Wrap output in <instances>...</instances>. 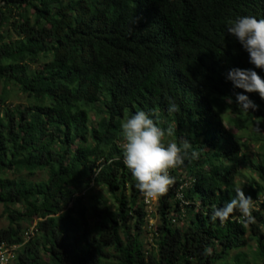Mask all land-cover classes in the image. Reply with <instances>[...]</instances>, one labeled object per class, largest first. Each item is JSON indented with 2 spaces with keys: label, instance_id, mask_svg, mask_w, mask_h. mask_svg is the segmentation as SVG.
I'll return each mask as SVG.
<instances>
[{
  "label": "trees",
  "instance_id": "trees-1",
  "mask_svg": "<svg viewBox=\"0 0 264 264\" xmlns=\"http://www.w3.org/2000/svg\"><path fill=\"white\" fill-rule=\"evenodd\" d=\"M245 15L264 18V0H0V246H18L10 264H264V153L250 156L225 123L264 127V100L245 93L258 108L243 111V90L225 79L231 68L264 79L227 34ZM14 90L24 103L10 102ZM138 111L165 143L187 139L198 153L170 170L152 231L122 156L121 123ZM238 177L254 222L235 211L211 220ZM92 183L108 196L89 193Z\"/></svg>",
  "mask_w": 264,
  "mask_h": 264
},
{
  "label": "clouds",
  "instance_id": "clouds-1",
  "mask_svg": "<svg viewBox=\"0 0 264 264\" xmlns=\"http://www.w3.org/2000/svg\"><path fill=\"white\" fill-rule=\"evenodd\" d=\"M133 18L129 22V29L133 30L136 23ZM227 34L231 35L248 54V62L254 68L264 72V18L252 15L241 16L230 21L227 25ZM234 88L242 89L236 93V103L240 109L249 112L255 111L258 105L245 93H258L264 100V79L253 68H231L225 74ZM231 103V98H227ZM169 112L179 111L174 102H169ZM171 134L172 129L167 130ZM165 130L157 125L149 113L138 111L121 123L120 135L123 140V164L130 171L135 180V187L149 199L163 196L173 184L174 178L170 170L179 168L188 159H195L198 153L191 150L189 141L164 142ZM235 196L223 206L214 208L210 219L219 220L222 224L235 211L246 223L254 222L253 199L246 196L242 188L234 189Z\"/></svg>",
  "mask_w": 264,
  "mask_h": 264
},
{
  "label": "rangeland",
  "instance_id": "rangeland-1",
  "mask_svg": "<svg viewBox=\"0 0 264 264\" xmlns=\"http://www.w3.org/2000/svg\"><path fill=\"white\" fill-rule=\"evenodd\" d=\"M25 101H26V98L21 92H19L17 90L13 91L11 98H10V102H12V103H24ZM91 115H92V119H94L93 118L94 114L91 113ZM231 116H233V114L230 113L225 118H229ZM225 123L227 124L230 131L233 132L234 134H236L240 138V142L242 143L245 150L247 151V153L250 156L255 158V156L264 153V127L259 126V125H254V126L250 127V129L246 130L245 128L239 129L236 126H234L233 124L231 125L230 123H228V120L227 121L225 120ZM243 172L248 177H250L252 175V173L248 170H244ZM103 173H104L103 170H100L98 172V174H103ZM37 176L38 177H42V176L44 177V174L39 173ZM91 187L92 188L90 189L89 193L94 194V193L101 192V193L107 195L106 189L104 187L98 186L96 183H92ZM236 187L242 188V191L245 193V191L248 188L247 179H245L243 177H238ZM260 199H262V197H260ZM255 205H256V201L253 202V206H255ZM157 206H158V201H154L151 205L147 206L148 212L150 213L149 227H148L150 229V231H152L155 228V226L157 225V223L159 221V217L157 215L158 214L157 213ZM33 224H35V221ZM8 225H9V219L4 214L3 205L0 204V229L5 228ZM150 236L151 235H149L147 233L144 234V240L146 242V245L148 243V245H147L148 248H151L152 243H153ZM252 249L253 250L244 249V251H246V253L248 254L249 260L253 259V254L255 252V248L253 247Z\"/></svg>",
  "mask_w": 264,
  "mask_h": 264
},
{
  "label": "built area",
  "instance_id": "built-area-1",
  "mask_svg": "<svg viewBox=\"0 0 264 264\" xmlns=\"http://www.w3.org/2000/svg\"><path fill=\"white\" fill-rule=\"evenodd\" d=\"M159 198H155V199H149L147 197L144 196V201L146 203V205H151L154 201H158ZM36 225L33 224V226L31 227V230L34 228V226ZM30 236V231L26 234V238H28ZM18 246H11L6 244L5 242L3 244H1L0 246V264H10L11 261L15 258V250L17 249Z\"/></svg>",
  "mask_w": 264,
  "mask_h": 264
}]
</instances>
